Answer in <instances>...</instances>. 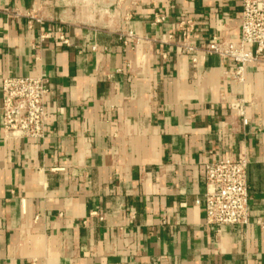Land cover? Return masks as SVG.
<instances>
[{
  "label": "crops",
  "instance_id": "crops-1",
  "mask_svg": "<svg viewBox=\"0 0 264 264\" xmlns=\"http://www.w3.org/2000/svg\"><path fill=\"white\" fill-rule=\"evenodd\" d=\"M240 10L0 0V108L5 76L49 90L42 139L9 138L0 113V264H264V52L240 83L176 46L181 21L194 45L236 41ZM227 157L248 162L249 222L218 230L204 165Z\"/></svg>",
  "mask_w": 264,
  "mask_h": 264
},
{
  "label": "built area",
  "instance_id": "built-area-1",
  "mask_svg": "<svg viewBox=\"0 0 264 264\" xmlns=\"http://www.w3.org/2000/svg\"><path fill=\"white\" fill-rule=\"evenodd\" d=\"M239 37L236 41L221 40L194 45L181 21L178 28L182 40L176 46L183 54L203 52L228 60L233 69L228 78L242 83L246 64L258 62L264 52V0H240ZM60 41L67 44L62 30ZM135 43L139 38L129 34ZM167 36L164 40H170ZM48 81L43 77L5 76L1 79L2 130L13 139L39 140L45 133V97ZM242 104L231 108L243 116ZM243 124L246 120L243 118ZM246 159L223 158L204 165L205 194L203 197L205 222L218 230L224 226H246L249 222V193L246 183Z\"/></svg>",
  "mask_w": 264,
  "mask_h": 264
}]
</instances>
